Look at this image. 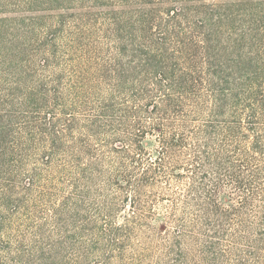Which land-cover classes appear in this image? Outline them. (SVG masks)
Instances as JSON below:
<instances>
[{"label":"trees","instance_id":"obj_1","mask_svg":"<svg viewBox=\"0 0 264 264\" xmlns=\"http://www.w3.org/2000/svg\"><path fill=\"white\" fill-rule=\"evenodd\" d=\"M0 264H264V0H0Z\"/></svg>","mask_w":264,"mask_h":264}]
</instances>
